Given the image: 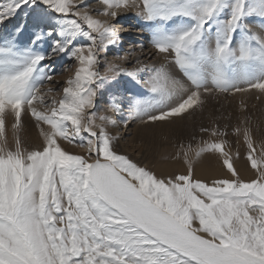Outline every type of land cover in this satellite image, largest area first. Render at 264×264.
I'll use <instances>...</instances> for the list:
<instances>
[{
	"label": "snow or ice",
	"instance_id": "6c2138e0",
	"mask_svg": "<svg viewBox=\"0 0 264 264\" xmlns=\"http://www.w3.org/2000/svg\"><path fill=\"white\" fill-rule=\"evenodd\" d=\"M131 21L145 59L120 55ZM238 96L241 113L264 98V0L0 2V264H264L251 116L201 126L170 157L185 171L161 175L110 132ZM205 162L220 174L197 178Z\"/></svg>",
	"mask_w": 264,
	"mask_h": 264
},
{
	"label": "rangeland",
	"instance_id": "374dc122",
	"mask_svg": "<svg viewBox=\"0 0 264 264\" xmlns=\"http://www.w3.org/2000/svg\"><path fill=\"white\" fill-rule=\"evenodd\" d=\"M0 2H3V0H0ZM129 15H134V14L130 13ZM130 24L133 26V30L129 33L122 34L125 37L124 47L126 49L124 48L120 52V55H125L130 50H135L134 48H138V47H135L136 44H142V45H144V51H146V54L149 52L147 54V57H148L150 55L149 44H148V41L144 39V37L147 35V33H140L138 31H136L135 27H134L135 21H131ZM135 52L137 53L138 51L135 50ZM147 57H144L142 59H145ZM108 60L112 61L113 56L109 55ZM126 66L130 67L131 65L129 64ZM66 76H67V73L62 74V75H57V79L60 81H63L66 78ZM246 98H245V101H246L249 108L247 109V111L245 113L239 112L240 97H237L235 100H233L231 97H229L227 100H225L223 97H220L219 102H217V100H210L208 105L206 106L205 111L202 114H197L194 117L188 118L182 124H178L176 126L167 127L164 129L152 130V129L143 128L142 126H139V125L133 123L130 127V130H125L123 128H121L119 131H117L115 129H110V132L114 136L121 137L119 142L122 141L124 145H123V148L121 147V145L120 146H119V144L117 145L119 151H121L124 154H127L130 158L137 160V161L141 162L142 164L148 163L147 166L150 167L153 171H155L157 173V175H159V174L161 175V173L166 174V172H167V170L165 172H161L160 169L156 168L160 163H161V167L164 165L171 164L172 168L169 172H172V173H178L180 171L183 172V171H185V169H183V167L180 164L172 161L170 159V157L177 150V148L179 146V142L181 140H184L185 142H187V140L190 137H192L194 134L199 136V128L201 126L209 127L214 120L217 123L223 125V123H225V121L222 117H227V116H229V114H231L230 123L235 124V123H238L239 117H241L243 115H248V116H251L254 126L258 124L260 126V128L262 129V131H264V127H263L264 121H262V120H264V113H262V111L264 112V110H263L264 109V98H262L260 101H257L254 96H250V97H246ZM249 101L251 102V104ZM252 104H254V105H252ZM262 107H263V109H262ZM257 109L259 110V112ZM135 128L136 129H142L143 131L139 132L138 135H137V133L135 134V136H137V137L134 140L135 141L134 144H128V143L126 144L124 142V140L127 138L129 139L130 137H132L134 135L133 133H134ZM33 130L31 131L32 134L30 133L32 135V136H30V141L31 140L34 141V139H35V142L29 141V146H34V145L39 143L38 134L35 132V130L34 131ZM161 132H163V134H161ZM258 139H259V136H258ZM131 145H133V148H134V149L132 148V150H131V147H132ZM137 145H143L142 154H138L141 152V149L138 148ZM62 146L69 152H73V153H77V154L81 153L80 149L73 148L70 145L64 144ZM163 148H164V151H165V149L167 150V153L165 152L164 156L159 154V152L162 151ZM233 149L235 150V144L233 145ZM158 150H159V152H158ZM241 151L243 152V148H241ZM166 155L169 157L168 160L164 159V157ZM156 159H157V161L155 162ZM149 164H151V165H149ZM242 165H243V161L237 163L238 168L242 167ZM161 167H159V168H161ZM204 167L209 168L213 172L215 170V172H216V173L214 172L215 176L220 174L218 168H216L215 165L212 163L205 162L204 164L200 165L199 168L202 169ZM213 167H215V168H213ZM213 177L210 176V177L205 178V177L197 176V178L204 179V180H210Z\"/></svg>",
	"mask_w": 264,
	"mask_h": 264
},
{
	"label": "bare ground",
	"instance_id": "6f19581e",
	"mask_svg": "<svg viewBox=\"0 0 264 264\" xmlns=\"http://www.w3.org/2000/svg\"><path fill=\"white\" fill-rule=\"evenodd\" d=\"M122 34H124V33H122ZM125 48V47H124ZM123 48V49H124ZM126 49V48H125ZM135 50H137L138 52H137V55L138 56H140V58L142 59V58H144V57H147V54L149 53L148 51V53L146 54V51H141L139 48H134ZM64 79V78H63ZM239 97V96H238ZM247 99V98H246ZM250 102V101H249ZM233 104V103H232ZM250 104H251V102H250ZM252 105H254V104H252ZM251 105V106H252ZM257 105V104H256ZM262 105V104H261ZM249 108V107H248ZM259 108V107H258ZM256 109V108H255ZM254 109V110H255ZM260 109V108H259ZM262 109H263V107H262ZM253 110V111H254ZM258 110V109H257ZM264 110V109H263ZM228 111V110H227ZM256 111V110H255ZM240 112V111H239ZM258 112H259V110H258ZM241 113V112H240ZM253 113V112H252ZM261 113V112H260ZM262 113H264L263 111H262ZM260 119V118H259ZM262 120V119H261ZM262 121H264V120H262ZM264 127V126H263ZM138 128V127H137ZM144 128V127H143ZM262 130V129H261ZM32 131V130H31ZM34 131V130H33ZM143 130L142 129H136L135 128V130H134V135L132 136V137H130L129 139L127 138V139H125L124 140V142L127 144H134V140H135V138L137 137V136H135V134L137 133V135H138V133L139 132H142ZM34 133V132H33ZM31 134H32V132H31ZM30 134V136H32ZM144 136V135H143ZM37 140V139H36ZM30 142H35V139H34V141L33 140H31ZM121 145V147L123 148V142L121 141V142H119V146ZM126 146V145H125ZM132 147H131V150H132V148H133V145H131ZM134 149V148H133ZM139 151V150H138ZM158 152H159V150H158ZM165 152L167 153V150L165 149V151H164V148H163V150L162 151H160L159 152V154H161L162 156H164L165 155ZM157 153V152H156ZM137 154V153H136ZM168 155V154H167ZM166 155V156H167ZM141 158V157H140ZM157 161V159L155 160V162ZM152 163V162H151ZM148 164V163H147ZM149 165H151V164H149ZM159 167H161V163L156 167V168H158V169H160L161 170V172H165L166 170H167V172L166 173H168L170 170H171V168H172V165L171 164H169V165H164V166H162L161 168H159ZM165 167V168H164ZM200 167V166H199ZM199 167H197V170H196V175L197 176H199V177H213V176H215L214 175V172H215V170H214V172L213 171H211L209 168H207V167H204V168H202V169H200ZM213 168H215V167H213ZM181 172V171H180ZM216 173V172H215ZM218 173V172H217ZM162 174V173H161ZM164 174V173H163ZM160 175V174H159Z\"/></svg>",
	"mask_w": 264,
	"mask_h": 264
}]
</instances>
